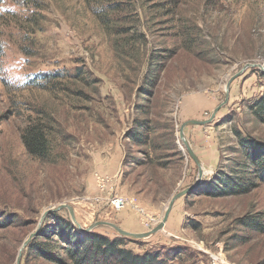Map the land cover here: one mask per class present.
I'll return each instance as SVG.
<instances>
[{"label": "rangeland", "instance_id": "374dc122", "mask_svg": "<svg viewBox=\"0 0 264 264\" xmlns=\"http://www.w3.org/2000/svg\"><path fill=\"white\" fill-rule=\"evenodd\" d=\"M0 49V264H57L29 250L41 241L64 261L58 238L39 237L56 229L49 215L142 234L184 191L147 239L91 232L134 253L175 252L171 264H264V234L248 222L264 223V185L198 189L243 163L235 132L264 147L250 108L264 98V0H0ZM215 111L184 129L208 179L196 185L179 129ZM33 121L52 131L50 161L22 144Z\"/></svg>", "mask_w": 264, "mask_h": 264}, {"label": "trees", "instance_id": "16d2710c", "mask_svg": "<svg viewBox=\"0 0 264 264\" xmlns=\"http://www.w3.org/2000/svg\"><path fill=\"white\" fill-rule=\"evenodd\" d=\"M89 2L91 0H84ZM0 49V55H1ZM159 71H155L153 77L146 84L153 88L158 80ZM42 82L53 79L50 75H42ZM37 81V80H36ZM40 82V81H39ZM253 114L263 117L264 121V98L258 99L251 105ZM49 124L44 121H33L29 123L21 133V141L27 154L33 158L43 161L51 160V137ZM54 136V135H53ZM238 144L241 148V158L243 163L236 168H230L225 173H217L199 191L211 197H227L244 195L252 191L259 184L264 185V147L260 144L249 141L235 132ZM229 172V173H228ZM47 225L53 224L50 228L42 229L39 237L51 240L52 237L58 238L64 247L56 250L63 251L64 261L55 256L45 245L44 241L40 244H29V250L41 254L43 258L57 264H171L175 254L171 251L151 248L143 253H134L126 250L121 239L109 240L108 238L93 232H80L73 225L61 217L49 215ZM256 232L264 234V223L259 221H248ZM245 226H249L247 222Z\"/></svg>", "mask_w": 264, "mask_h": 264}, {"label": "water", "instance_id": "95a60500", "mask_svg": "<svg viewBox=\"0 0 264 264\" xmlns=\"http://www.w3.org/2000/svg\"><path fill=\"white\" fill-rule=\"evenodd\" d=\"M217 111H215L209 119L205 120V121H188L187 123H184L181 125L180 129H179V138L180 140L182 141L183 145L185 146V149L189 155V157L194 160L198 166H199V173H198V177H197V180L195 182L196 185H198L199 183H202V182H205L207 181V177L205 175H203L202 173V170L200 168V165H199V161L197 159V157L195 156V154L193 153L189 143L186 141L185 139V136H184V129L185 127H187L188 125H193V126H205V125H209L212 123V121L214 120L215 118V115H216ZM195 185V186H196ZM194 187V186H193ZM185 192V191H184ZM184 192H181L179 194H177L176 196H174L169 205H168V208L165 212V215H164V218L162 220L161 223H159V225H157L154 229H152L151 231L147 232V233H142V234H133V233H129V232H126V231H123L121 229H119L117 226L111 224V223H106V222H98V223H95L92 227H90L89 229H82L78 224H75V228L80 231V232H91L92 229L96 228V227H109L111 229H113L115 232H117L120 236L124 237V238H127V239H132V240H139V239H147L153 235H155L156 233H158L159 231H161L167 221V217L170 213V210L174 204V202L179 199L183 194ZM66 208V206H60L58 207V209H53V210H49V212L51 211H56V210H62ZM70 212V215H71V219L74 221V218H73V214H72V211L70 208H67ZM27 243H24L23 245V248L26 246Z\"/></svg>", "mask_w": 264, "mask_h": 264}, {"label": "built area", "instance_id": "2783aa9c", "mask_svg": "<svg viewBox=\"0 0 264 264\" xmlns=\"http://www.w3.org/2000/svg\"><path fill=\"white\" fill-rule=\"evenodd\" d=\"M123 201L122 200H120V199H118V200H115L114 202H113V206L114 207H121V206H123ZM122 208V207H121ZM215 259H216V261H217V264H224V263H222L216 256L215 257H213V261H215Z\"/></svg>", "mask_w": 264, "mask_h": 264}, {"label": "crops", "instance_id": "0c3cea01", "mask_svg": "<svg viewBox=\"0 0 264 264\" xmlns=\"http://www.w3.org/2000/svg\"><path fill=\"white\" fill-rule=\"evenodd\" d=\"M189 121H198V120H196V119H191V120H189Z\"/></svg>", "mask_w": 264, "mask_h": 264}, {"label": "bare ground", "instance_id": "6f19581e", "mask_svg": "<svg viewBox=\"0 0 264 264\" xmlns=\"http://www.w3.org/2000/svg\"><path fill=\"white\" fill-rule=\"evenodd\" d=\"M115 208H116V209H117V208H119V209H120L121 207L119 206V207H115Z\"/></svg>", "mask_w": 264, "mask_h": 264}]
</instances>
